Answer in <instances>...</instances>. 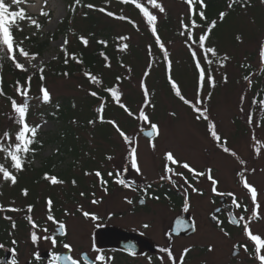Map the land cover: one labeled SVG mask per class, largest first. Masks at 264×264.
<instances>
[{"label":"snow or ice","instance_id":"snow-or-ice-1","mask_svg":"<svg viewBox=\"0 0 264 264\" xmlns=\"http://www.w3.org/2000/svg\"><path fill=\"white\" fill-rule=\"evenodd\" d=\"M113 2L122 6L118 12L109 10ZM182 2L186 5V9L178 18L176 35L180 37V44L187 50L195 74L193 99L186 98L181 84L174 78L173 51L170 49L175 48L176 42L162 39L159 27L160 20L168 17V10L162 0H104L103 6H98L91 0H74V3L68 6L73 16L77 13L78 8L86 9L88 11L83 12L85 19L88 18L89 11L98 12L112 21L127 22L137 32H140V26L137 22L125 14V8L132 6L138 10L147 31L152 37V41L146 46L147 66L138 85L142 94V101L136 110H133L127 103V93L123 88L125 80L131 81L133 79V69L125 65L122 58H117V63L119 67L126 69L128 75L115 74L111 80H106L103 72L94 73L92 71L91 66L86 62L83 51H75L70 48L71 37H75L85 49L89 48L95 38V33L78 34L75 30L69 29L59 46V51L63 53V65L68 66L70 62H74L80 66L81 75L89 85L86 87L81 83L78 85L79 90L97 102L93 109L95 115L93 118L87 119L86 125L92 129H95L98 124L110 126L125 146L126 154L122 158L121 166L113 165L111 169H108L107 165L114 161L115 156L105 154L103 160L97 163L94 168L83 171L85 177L95 178L92 187L98 186L102 193L98 198L96 191H92L90 193L91 204L97 206L103 204L104 198L110 195L111 185H116L131 193H140L139 203L141 205H144L148 200L161 201V196L156 194L152 183L141 185L134 179H126L130 170L137 176H144L138 151L139 138L138 135L128 134L118 118H106V113L114 107L122 110V114H125L128 120L137 122L139 132L149 139V146L152 152L156 153L158 151L156 139L162 136V129L158 122H153L152 117L157 104L154 100L155 92L150 90L148 80L153 72V67L162 64L167 85L174 97L192 110L195 121L206 122L207 131L214 147L222 154H226L227 157H231L239 166L235 169L234 175L240 191L225 190L213 166L209 165L204 169H198L188 160L179 158L170 149L161 154L163 169L159 181L161 184L169 185L170 189H174L183 198L182 210L184 213H188L192 208L193 195L205 196L201 185L204 180L209 182L211 196L219 198L222 207L227 209V224L218 215L222 211L221 207L212 212L210 218L215 227L221 236L227 240H233V231L229 229L228 225L239 230L243 237L244 242L234 240L232 243V257L238 259L242 250L248 260L254 261L255 264H264V232L253 230L254 222H264V187L250 182L249 179L257 173H264V166L249 167L250 161L238 154L234 147L229 146V139L218 129L209 107L218 87L230 83L228 68L234 60L232 55L218 49L213 40V30L217 29L218 21L223 23L237 9L247 14L248 9L253 7L252 0H227L226 9L218 13V20L209 19L206 14L209 4L206 0H182ZM47 3L48 0H44V7L47 6ZM261 3L264 4V0H261ZM33 7L35 5L29 0H10V2L9 0H0V98L7 101L10 106V111L4 113L5 118L10 123L0 131V197L4 196L6 187L16 188L20 183L21 174L31 169L36 155L45 147L42 130L49 126L47 116H51L53 120H58V113L61 110L60 102L54 98V93L46 83L48 65L40 58L38 51L31 50L33 37L37 34L43 36L44 24L40 17L48 18V23H51L50 13L41 8L38 16L33 15L30 12ZM26 27L34 29V31L21 37L19 34L24 33ZM131 39V36L127 34L112 37L115 51L120 54L128 53ZM235 39L240 44L244 43L241 35H237ZM95 43L103 46L98 51V56L103 61V68L111 72L113 64L106 51L109 48V40L95 39ZM257 57L259 60L258 71L251 70L253 66L248 62L247 57L239 63V68L243 70V74L236 82L240 83L242 80L245 85L239 95L238 112L243 117L247 129L249 151L254 160L264 165V88L257 87L261 83V78H264V42L258 45ZM53 59L59 60L60 57L56 56ZM6 64L18 73L17 78L10 85L11 95L5 90L3 69ZM56 74L65 78L70 76L68 71ZM218 76L219 79H217ZM34 79L39 81L37 92L33 91ZM249 92H252L251 97H249ZM72 107L73 109L77 107L75 102L72 103ZM37 109H43V111H36ZM170 115L175 117L176 113L171 112ZM34 116L39 117V122L33 119ZM71 123L77 124V120L73 119ZM55 154H60L59 148L55 149ZM180 169L186 170L190 176ZM43 179L51 185L67 183L64 179L48 172L43 174ZM71 184L76 187V179H73ZM20 194L29 198V188H21ZM79 195L85 197L88 193L81 191ZM123 199L124 203L130 206L136 203L129 196H124ZM164 199H171V197L165 193ZM245 200L250 201L251 207ZM211 203L215 204L216 200H211ZM45 205L46 216L43 222L34 217L35 203H28L26 206L20 207L16 205L15 199L9 201L7 205L0 202V218L9 222L12 233H14L19 227L18 220L9 213L17 214V216L24 213L23 219L30 228L29 239L33 246L38 248L41 241L49 242L53 249L62 246L67 254L61 256L52 253L50 264H111L114 258L106 256L95 243L92 245V252L96 253L95 257L84 252L79 258H74L72 255L75 251L73 245L59 240L55 234L59 233L66 237L68 230L66 223L56 217L54 201L50 196L46 199ZM76 211L85 219L97 222L101 219L95 212L85 211L83 205L78 206ZM63 215L67 217L72 213L64 210ZM48 222L57 226L55 233L50 232L46 226ZM177 224L183 226L184 230H190L193 233L197 231L195 217L191 219L190 223L181 220L177 221ZM100 226L97 223V227ZM142 227L147 230L152 228V224L145 222ZM164 235L168 243L158 247L159 255L155 257V261L153 257H147L148 264H188V260L191 258L189 254L193 249L184 247L177 252L173 243L172 231L166 232ZM11 243L17 245L18 241L12 239ZM4 247L5 245L0 243V249ZM10 251L12 254L11 264H19L17 248L13 247ZM207 251L209 253L214 252V246L209 245ZM130 255L135 257L136 252L131 251ZM33 257L35 260L41 259L38 251L33 253Z\"/></svg>","mask_w":264,"mask_h":264},{"label":"rangeland","instance_id":"rangeland-1","mask_svg":"<svg viewBox=\"0 0 264 264\" xmlns=\"http://www.w3.org/2000/svg\"><path fill=\"white\" fill-rule=\"evenodd\" d=\"M29 2L35 5V7L30 9L31 14L38 16L41 8L52 14L51 23H48L43 31V38L54 35L65 22L70 29L75 30L78 34H81L79 33L80 31L85 30L82 17L83 12L87 11L86 9L78 8L75 16L71 15L68 17L71 12L63 0H48L46 7H44V0H29ZM91 2L98 6L104 5V0H91ZM162 2L168 10V17L160 20L159 27L162 39L176 42L175 48L170 49L173 51L174 78L181 84L186 98L193 99L195 74L187 50L180 44V37L176 35L178 18L184 13L186 5L183 4L182 0H162ZM224 2L226 5L227 0H224ZM68 3L73 4L74 0H70ZM121 7V5L113 2L109 10L118 12ZM90 12L98 18L99 23L96 30L108 29L109 33L111 31V35L109 33L106 34L111 36V40L112 37L121 34H127L132 38L129 52L124 54L115 51L112 40L114 49V52H112L113 70L110 72L106 69L104 74L107 80H111L115 74L128 75L125 68L119 67L117 58H122L124 64L133 69V79L131 81L125 80L123 88L127 93V103L133 110H136L142 101V94L138 85L147 66L146 46L152 41V37L147 31L138 10L132 6L125 8V14L137 22L140 26V32H137L127 22H115L101 13ZM32 31L34 29L26 27L25 32L19 35L23 36ZM213 31V40L218 49L232 55L234 60L228 68L230 83L218 87L214 92L213 99L209 105L211 116L215 119L218 129L229 139V146L234 147L238 154L250 161L249 167L259 168L264 165L254 160L251 156L247 145V129L245 128L243 117L238 112L239 95L245 85L242 80L240 83L236 81L243 74V70L239 68V63L245 57L248 58V62L253 66L251 70L258 71L259 69L257 50L258 45L264 42V4L261 3V0H255L253 7L248 9L247 14L241 10L231 13L223 23L218 21L217 29ZM237 35L243 37V44L236 41L235 37ZM63 38L59 37L58 40L52 42L49 49L40 57L47 65L56 61L53 57L61 54L59 46L63 42ZM76 44V38L71 37L70 47H74ZM217 79H219V76ZM46 83L54 93V98L60 103L69 101L70 108L64 111L63 117L58 120L50 119V116H47L49 126L42 130L43 140L53 138L54 144L35 157V162L32 164L31 169L21 174L20 183L16 188L6 187L4 189V196L0 197V202L7 205L9 201L15 199L16 205L20 207H24L28 203H35L34 217L43 222L46 216L45 201L50 196L59 203L58 207L61 210H56L55 215L59 220L66 223L68 242L74 244L79 250L87 248L95 232L100 230L103 225H106L107 227H117L129 233L146 236V238L155 243L157 247L156 256L159 255L158 247L168 243L164 233L172 231V220L184 213L183 210L179 211L182 208V200L173 196L171 201L173 211L169 212L173 217L172 222L167 221L170 215L167 213L168 209L162 204L152 203L147 206L149 208L146 211L139 210L130 213L129 208H132V206L124 203L123 198L124 196L133 197L134 193L121 192L116 185L110 191V195L104 198L105 202L103 204L92 205L91 191H96L98 198L102 193L98 186L96 188L92 187L95 178L85 177L83 171L94 168L97 163L103 160L105 154L115 156L114 161L107 165L108 169H111L113 165L121 166L122 158L126 154L125 146L110 126L98 124L95 129H92L86 125L87 119L94 114L93 109L96 106L91 105L97 102L79 90L78 85L81 83L86 87L89 86L81 73L68 78L49 75ZM148 84L150 90L155 92L154 100L157 104L156 111L152 117L153 122H158L162 129V136L157 138L156 141L158 149L156 153L152 152L149 141L147 140V142L141 137L137 122L128 120L126 115L122 114V110L117 107L106 113V118H118L123 123L128 134L138 135L140 145L138 151L144 173V176H140L139 179L144 181L152 180L153 183H157L159 177L156 172H160L163 169L161 154L165 150L170 149L179 158L188 160L198 169H204L209 165L213 166L225 190L240 191L234 175L235 169L239 166L231 157H227L226 154H222L214 147L207 131L206 122L195 121L192 110L174 97L167 85L162 64L153 67ZM33 91L37 92L38 87H35ZM251 96L252 92H249V97ZM73 102L77 105L75 109L72 107ZM9 111L10 106L7 101L0 98V131L5 129L10 123L4 116V113ZM36 111H43V109H37ZM171 112H175L176 116H171ZM33 119L39 122L38 116H34ZM73 119L77 120V124L71 123ZM56 148L60 149L59 155L55 154ZM49 159L52 160L50 161ZM61 160L62 163L60 164ZM39 168L44 172L36 171ZM50 170L54 171L52 175H57L67 183L64 185H51L44 180L43 174L46 171L49 173ZM180 170L188 174L186 170ZM133 174L136 175L134 172ZM188 175L190 176V174ZM73 179L77 181L76 187L71 184ZM249 179L250 182L264 187V173H257L249 177ZM23 187L29 188V198H25L20 194V189ZM201 187L205 192V196L197 197L193 195L192 208L189 211L196 219V234L190 238H173L175 250L179 252L184 247L193 249L189 254L191 258L188 260V264H255L254 261L247 259L242 250L238 259L232 257V243L234 240L244 242L243 237L239 230L234 229L230 225L228 227L233 231V240H227L221 236L215 224L210 220L213 210L219 205L218 198L211 196L210 184L206 180L203 181ZM81 191H85L88 195L80 197L79 193ZM213 199L216 200L215 204L211 203ZM245 202L250 205V201L245 200ZM80 205H83L85 211L95 212L101 219L98 222L85 219L76 211V208ZM64 210H68L72 215L64 216ZM13 216L18 220V224H21V222L25 224L24 229L18 228L14 233H12V230L9 231L11 241L12 239L18 241L17 245H19V248L17 251L19 255L17 258L19 264H30L34 252H50L56 249H53L51 244L45 241H41L38 248L33 246L29 239L30 228L23 219L24 213H20L18 216L13 214ZM145 222L151 223L152 228L143 229L142 224ZM97 223L101 226L97 227ZM46 226L50 232H53L56 227L51 222H48ZM253 230L264 232V222H254ZM10 233L12 234L10 235ZM12 245L11 243L10 246L12 247ZM209 245L214 246V252L209 253L207 251ZM11 247L0 249V253H8ZM1 260L2 258L0 257V264H3ZM132 264H148V262L145 259H140Z\"/></svg>","mask_w":264,"mask_h":264},{"label":"trees","instance_id":"trees-1","mask_svg":"<svg viewBox=\"0 0 264 264\" xmlns=\"http://www.w3.org/2000/svg\"><path fill=\"white\" fill-rule=\"evenodd\" d=\"M63 1L68 6L70 5V3H68L70 0H63ZM206 2L209 4V8H208L207 13H206L209 16V19L210 20L211 19H217L218 20L219 11L224 10L225 6H226L224 0H206ZM252 2L254 4L255 0H253ZM238 10L239 9H237L235 12H238ZM95 13L100 14L97 12H95ZM71 15L72 14H68V17H70ZM50 18L52 20V14H50ZM82 18H83V22L85 24V30L80 31L79 33H82L85 35H87L89 33H95V38L91 42L92 46L85 49L83 47V45L77 41L76 46L70 47V48L72 50H75V51H83L84 52L86 62L89 66H91L92 71L94 73H96V72H103L104 73L106 69L103 68V61L98 56V51L101 50L103 46L96 44L95 39H108L109 40V48L106 49V51L109 54L110 59L113 60L112 52H114L113 51L114 49L112 47V40H111V36H110L111 31L109 33L108 29L101 30V31L96 30L98 28L99 21H98V18L95 17V15H93L90 11H89L87 19H85L84 16ZM40 20L44 24V29H45L47 24H48V18L44 17V19H42V17H41ZM69 29H70L69 26L65 22L63 25H61L59 30L56 31L55 34L52 35L51 37H44L43 38L40 35H38L37 37H33L32 42H31V50L34 52L38 51L40 53V57H41L49 49L51 43L58 40L59 37H64V35L66 34V32H68ZM106 33H109L110 35L106 34ZM59 57H60L59 60H56V61L48 64L49 70L46 72V76L52 75L54 77H63V76L56 74V73L63 72V71H68L70 73L69 77H72V76L76 75L77 73H81L80 66L76 65L74 62H70L68 66L63 65V63H62L63 53H61L59 55ZM3 75H4L5 90H6V92H8V94L11 95L12 89H11L10 85L17 78L18 73L16 71H14L10 65L6 64L4 69H3ZM254 79H256V78H254ZM35 87L36 88L39 87L38 79H34V81H33V89ZM257 87L258 88H264V78H261V83L259 85H257ZM60 104H61V110L59 113H61V114L59 115V113H58L59 119L61 117H63L62 115L64 114V111H66L70 108V102L69 101H63ZM96 104L97 103H94L91 106H95ZM93 117H94V114L91 116V118H93ZM49 118L53 119L51 116ZM52 139L53 138H48V139L44 140L45 147L43 148V150H40L38 152V154L43 152L50 145L54 144ZM49 160L51 161L52 159H49ZM59 163L61 164L62 160ZM36 171L41 172V173L44 172L41 168L37 169ZM46 172H48V171H46ZM53 172H54L53 170H50L49 174H53ZM9 226L10 225L8 223H6L2 218H0V240H3L4 242L7 241L6 239H8L7 234H8V230L10 229Z\"/></svg>","mask_w":264,"mask_h":264},{"label":"flooded vegetation","instance_id":"flooded-vegetation-1","mask_svg":"<svg viewBox=\"0 0 264 264\" xmlns=\"http://www.w3.org/2000/svg\"><path fill=\"white\" fill-rule=\"evenodd\" d=\"M159 138V137H158ZM145 141H147V140H145ZM156 141H157V139H156ZM148 142V141H147ZM157 171H158V169H157ZM187 173V172H186ZM156 174H157V176L159 177L161 174H162V170L160 171V172H156ZM186 175H188V174H186ZM128 177H126V179H128V180H136V182L138 183V184H141V185H143V184H145V183H152L153 184V188H154V190H155V192H156V194L157 195H160L161 196V201L160 202H156V201H152V200H148L144 205H141L140 203H139V196H140V193H134V196L133 197H131V198H133L135 201H136V203L134 204V205H131L132 206V208H129L130 210V213L131 212H136V211H139V210H148V208L149 207H147L149 204H152V203H154V204H162V205H164V207H166V209H168V211H167V213L170 215V211H173L172 210V207H171V201L173 200V196H176L178 199H181L182 201V204H183V198L179 195V193H177L174 189H170V186L169 185H167V184H161V182L159 181V179L157 180V183L156 182H152V180L151 181H144L143 179H139V177L140 176H137V175H134L133 174V172L132 171H130V173H128V175H127ZM130 177V178H129ZM113 188H115V185H111L110 186V191L113 189ZM118 188V190L119 191H121V192H124V193H129V191L128 190H126V189H123V188H121V187H117ZM92 192V191H91ZM131 193V192H130ZM165 193H168V195L171 197V199H164V195H165ZM54 201V200H53ZM170 201V202H169ZM218 203H219V205L216 207V208H218V207H221V209H222V211H221V213H219L218 215L220 216V218L221 219H224L225 220V223L227 224V220H226V213H227V209H225V208H223L222 207V202L220 201V199L218 198ZM58 202H56V201H54V205H55V211L56 210H61L60 209V207H58ZM150 206V205H149ZM215 208V209H216ZM214 209V210H215ZM182 210V208L179 210V211H181ZM213 210V211H214ZM9 215H13V213H9ZM183 215H191L192 216V218H193V214H191L190 212H188V213H181L180 215H178V216H176L173 220H172V216L170 215V217H169V220H167L168 222H170L171 220L173 221H171L172 222V226H173V224H174V222H175V220L177 219V218H179V217H181V216H183ZM196 220V219H195ZM210 220H211V218H210ZM162 221H164V220H162ZM6 222V221H5ZM211 222H212V220H211ZM7 223V222H6ZM213 223V222H212ZM9 224V223H8ZM10 225V224H9ZM19 225V229H24V226H25V224L23 223V222H21V224H18ZM57 227V226H56ZM56 227H55V229H56ZM9 228H10V226H9ZM104 228H117V227H107L106 225H103L102 226V228L101 229H104ZM55 229H54V231H53V233H55ZM100 229V230H101ZM120 229V228H119ZM122 230V229H121ZM9 231H11V228L8 230V234H7V238L8 239H6L7 241H3V240H0V243H3L4 245H5V247H11L10 246V244H11V238L9 237ZM99 231V230H98ZM98 231H96L95 232V234L98 232ZM125 231V230H124ZM126 232H128V231H126ZM129 233V232H128ZM56 234V233H55ZM95 234H94V236H93V239L89 242V245H88V247L87 248H85V249H81V250H79L78 248H76L75 247V245L74 244H72L73 245V248H74V252L72 253V255L74 256V258H79V256L82 254V253H84V252H88L92 257H95V255H96V253H94V252H92V245H93V243H95ZM131 234H136V233H131ZM137 235H141V234H137ZM143 237H146V236H144V235H142ZM67 236L66 237H64V236H58V239L59 240H61V241H66V242H68V240H67ZM147 239H149V238H147ZM150 240V239H149ZM153 242V241H152ZM69 243V242H68ZM153 244H154V246H155V253L154 254H151L150 252H145V253H143V254H141V255H137V256H135V257H133L132 255H128V254H126L125 252H122V251H119V250H115V249H112V250H110V249H105V250H103V252H104V254L106 255V256H110V257H113L114 259L112 260V262H111V264H132V263H135L137 260H140V259H145L146 261H147V257L148 256H151V257H153V260L155 261V257H156V254H157V247H156V245H155V243L153 242ZM13 247H16L17 249L19 248V245H12V247H11V249L13 248ZM40 253V256H41V259L40 260H35L34 259V257L32 256L31 257V260H30V264H50V260H51V254L52 253H55V254H59V255H61V256H63V255H65V254H67V252H66V250L65 249H63V247L62 246H58L55 250H53V251H50V252H39ZM0 257L2 258V263L3 264H11V260H12V254H11V251H8V253H3V252H1L0 253ZM8 258V259H7ZM5 259H7L6 261H5ZM148 262V261H147Z\"/></svg>","mask_w":264,"mask_h":264},{"label":"water","instance_id":"water-1","mask_svg":"<svg viewBox=\"0 0 264 264\" xmlns=\"http://www.w3.org/2000/svg\"><path fill=\"white\" fill-rule=\"evenodd\" d=\"M141 135L145 139H148L144 134L141 133ZM191 219V215H183L177 218L172 228L173 236L183 238H190L194 236L196 232L193 233L190 230H184L183 226H179L177 224V221L181 220L190 223ZM177 232L179 233L178 235L176 234ZM56 235L63 236L59 233H56ZM95 244L101 250L115 249L125 252L128 255H130L131 251H135L136 256L141 255L145 252H150L151 254L155 253V246L151 240L137 234H130L118 228H104L99 230L95 234ZM7 259H5V261Z\"/></svg>","mask_w":264,"mask_h":264}]
</instances>
